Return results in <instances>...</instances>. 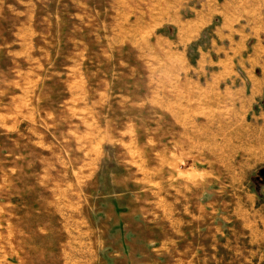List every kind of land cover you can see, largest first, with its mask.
Segmentation results:
<instances>
[{"label": "rangeland", "instance_id": "1", "mask_svg": "<svg viewBox=\"0 0 264 264\" xmlns=\"http://www.w3.org/2000/svg\"><path fill=\"white\" fill-rule=\"evenodd\" d=\"M233 1L236 28L264 51V0ZM154 3L0 0V104L11 95L20 102L9 148L16 175L30 179L31 220L39 208L55 209L48 197L44 204L37 174L63 179V236L88 238L97 258L122 253L121 226L135 221L168 223L161 243L185 245L186 169L205 167L204 159L217 163L223 185L251 181L264 202L256 119L264 94L255 104L237 88L211 87L195 69L208 35L182 47L171 24L152 18ZM173 213L183 223L177 231ZM53 217L42 226H55ZM137 231L145 240L152 233Z\"/></svg>", "mask_w": 264, "mask_h": 264}, {"label": "crops", "instance_id": "2", "mask_svg": "<svg viewBox=\"0 0 264 264\" xmlns=\"http://www.w3.org/2000/svg\"><path fill=\"white\" fill-rule=\"evenodd\" d=\"M156 2L152 18L171 24L169 31L182 47L188 48L203 34L208 35V42L197 49L196 72L205 76L211 87L227 85L237 88L256 104L264 94V51L259 42L251 40L253 35L244 28H236V2ZM247 50L250 53L244 54ZM11 97L3 106L0 104V264H146L149 261L153 264H264V202L251 181L239 185L237 179L232 178L231 185H223L217 163L207 165L205 159V167L192 165L186 169L185 245L161 243L166 234L158 232L165 230L168 223L135 221L121 226L122 230L128 231L121 243L122 253L95 257L88 238L63 236L60 223L63 214L57 210L56 203L57 199L66 196V189L63 188V179L52 180L54 177L46 173L37 174L36 182L39 188L42 186L44 204L48 197L55 209L48 215L46 206L42 211L39 208L35 213L37 220H31L28 204L30 179L27 174L16 175L14 155L9 148L20 107L15 96ZM256 119L264 126V110L258 112ZM42 144L40 141L39 146ZM199 146L200 149L206 148L207 143L200 141ZM84 164L95 165L92 159ZM174 215H171L169 226L174 227L173 230L177 227V231L183 223ZM51 216H54L52 223L56 225L49 229L42 226L43 221L50 220ZM145 226L152 230L147 240L137 231ZM132 229L133 238L129 232ZM145 242L153 247L147 252L142 249ZM126 246L138 248L128 253ZM79 247L83 249L80 251Z\"/></svg>", "mask_w": 264, "mask_h": 264}]
</instances>
